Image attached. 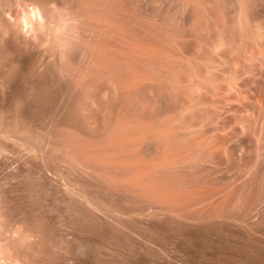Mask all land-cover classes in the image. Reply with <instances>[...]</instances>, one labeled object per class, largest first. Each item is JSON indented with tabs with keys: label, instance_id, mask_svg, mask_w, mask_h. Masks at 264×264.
<instances>
[{
	"label": "rangeland",
	"instance_id": "obj_1",
	"mask_svg": "<svg viewBox=\"0 0 264 264\" xmlns=\"http://www.w3.org/2000/svg\"><path fill=\"white\" fill-rule=\"evenodd\" d=\"M13 1L79 23L61 56L0 0V264L252 259L264 0Z\"/></svg>",
	"mask_w": 264,
	"mask_h": 264
},
{
	"label": "clouds",
	"instance_id": "obj_2",
	"mask_svg": "<svg viewBox=\"0 0 264 264\" xmlns=\"http://www.w3.org/2000/svg\"><path fill=\"white\" fill-rule=\"evenodd\" d=\"M79 21L70 15L58 13L55 19H46L42 14L33 18L30 14L21 15L16 21V28L26 38L39 42L43 38L44 46H52L63 56L75 35V27Z\"/></svg>",
	"mask_w": 264,
	"mask_h": 264
},
{
	"label": "bare ground",
	"instance_id": "obj_3",
	"mask_svg": "<svg viewBox=\"0 0 264 264\" xmlns=\"http://www.w3.org/2000/svg\"><path fill=\"white\" fill-rule=\"evenodd\" d=\"M5 2H4V4L5 5H9L10 6V8H11V12H9V13H11V16L12 17H15V13L16 12H14V9L15 8H13V7H15L14 6V2L15 1H13V0H4ZM43 2L44 1H42V2H39V3H37L36 5H33L34 7H32V8H29V9H25V7H24V9H25V11L22 13L23 15H27V14H30L33 18H38V17H40V15L44 12V6H40V5H42L43 4ZM42 3V4H41ZM1 4V3H0ZM45 4V3H44ZM43 4V5H44ZM27 7V6H26ZM28 7H29V5H28ZM43 10V11H42ZM16 11V10H15ZM17 14V13H16ZM19 16H21V14L19 15ZM19 16H18V14H17V16L15 17V19L17 18V20H18V18H19ZM43 16L45 17L46 15H45V12H44V14H43ZM47 18V17H46ZM17 20H15V22L17 21ZM21 32V31H20ZM22 34V33H21ZM22 37V36H21ZM24 38V37H23ZM25 41V40H24ZM9 42V41H8ZM26 42V41H25ZM14 50V49H13ZM43 55V54H42ZM40 58V57H39ZM48 59V58H47ZM38 60V59H37ZM40 60V59H39ZM38 60V61H39ZM42 60V59H41ZM45 60V59H44ZM51 62V61H50ZM46 63V62H45ZM40 75V74H39ZM44 76V75H43ZM47 90V89H46ZM45 91V90H44ZM40 94V93H39ZM36 95H38V92H37V94ZM42 96V95H41ZM39 98H41L40 96H38ZM258 239V238H257ZM261 239V238H260ZM260 239H258L257 241L258 242H260L262 245H263V239H262V241L260 240ZM260 240V241H259ZM256 241V239L255 240H253V243ZM257 241L255 242L256 244H257ZM260 243H258V244H260ZM260 244V245H261ZM258 247H256L255 248V251L254 252H252V259L251 258H249L250 260H252V261H250L249 259V261L247 260V262H245L244 260L243 261H239L237 264H264V247L263 246H260L259 247V245H257ZM251 247V246H250ZM254 250V249H253ZM251 255V254H250ZM248 257H249V255H248ZM222 263V262H221ZM224 263V262H223ZM236 263V262H235ZM233 264H234V262H233Z\"/></svg>",
	"mask_w": 264,
	"mask_h": 264
}]
</instances>
